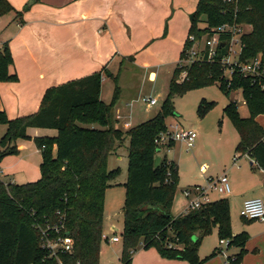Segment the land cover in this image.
I'll return each mask as SVG.
<instances>
[{
	"label": "trees",
	"instance_id": "obj_1",
	"mask_svg": "<svg viewBox=\"0 0 264 264\" xmlns=\"http://www.w3.org/2000/svg\"><path fill=\"white\" fill-rule=\"evenodd\" d=\"M78 1V0H75ZM18 12L8 0H0V15L15 13L24 23V12ZM191 27L180 55L169 91L159 113L151 120L128 131L117 127L115 106L121 89L118 78L110 103L101 99L103 72L74 80L47 90L39 111L9 119L0 112V123L7 127L2 139L0 165L18 153L16 142L30 140L28 129L56 130V138H36L43 151L41 179L27 184H15L0 177V264H101L105 229V196L119 178L121 169L109 170L110 157L130 139L129 174L123 207L124 229L119 237L123 244L121 264H133L134 255L142 246L155 249L163 259L205 264L221 253L215 249L210 257L201 258L203 240L218 232L220 241H228L230 249H239L230 264H239L246 254L248 235L233 232L231 204L221 198L198 210L174 216V198L178 189V167L165 157L156 165L161 148L171 150L175 143L159 147L157 140L168 131L167 120L176 116L175 99L189 91L220 83L227 97L240 91L250 116L243 118L237 102L224 108V115L233 123L239 135L235 154L250 157L264 167V127L257 118L264 115V75L245 77L235 72L229 81L219 62L226 50L219 47V59L214 63H194L182 67L192 47L191 36L200 40L223 25L251 26L242 36L241 62L261 58L264 69V0H199L190 15ZM229 35L223 36L228 41ZM14 63L9 44L0 48V82H17L11 76ZM106 69H104V72ZM186 78L181 81L182 74ZM214 102H203L199 115L204 117ZM246 221V220H245ZM41 229H49L52 241L68 236L73 241L70 253L52 256L44 248ZM57 229V231H56ZM196 238V240H194Z\"/></svg>",
	"mask_w": 264,
	"mask_h": 264
},
{
	"label": "crops",
	"instance_id": "obj_2",
	"mask_svg": "<svg viewBox=\"0 0 264 264\" xmlns=\"http://www.w3.org/2000/svg\"><path fill=\"white\" fill-rule=\"evenodd\" d=\"M8 1L18 12L31 5L29 11L24 12L23 24L13 13L0 33V48L9 44L13 56L10 75L18 78L17 82H0V112H5L11 120L37 113L47 90L53 87L99 72H103V87L106 76L115 78L111 69L122 58L130 59L136 68L144 71L168 61L178 62L189 35L190 15L196 11L199 3V0ZM149 78L150 81L157 80L156 72H150ZM101 99L104 101L103 90ZM259 118L257 121L264 127ZM116 119L119 128V119ZM124 126L130 127L131 124L125 122ZM47 130L30 128L28 135L32 140L58 136L56 130ZM29 144L20 143L19 147L26 151V147H34ZM34 152L33 148L25 157L36 158L40 150H36L37 154ZM238 156L235 154V159ZM248 159L251 169L247 162L240 167L234 160L233 178L230 181L232 202L241 209L249 199H264V172L257 171L256 162L250 157ZM25 161L21 157L6 158L0 165L3 167H0L2 178H15L16 173L22 172L18 171L19 165L29 162ZM28 165L31 166V163ZM30 166L23 168L28 175L35 173ZM40 179L41 175L38 178L29 177L27 183ZM247 222L242 227H236L232 220L234 234L245 232L249 237L246 254L239 264H264V222ZM112 230L118 236L121 233L114 226ZM239 251L228 248L227 257L219 254L205 264H229V257H235ZM104 253L103 244L102 256ZM133 264L189 263L163 259L156 250L143 249L134 255Z\"/></svg>",
	"mask_w": 264,
	"mask_h": 264
},
{
	"label": "rangeland",
	"instance_id": "obj_3",
	"mask_svg": "<svg viewBox=\"0 0 264 264\" xmlns=\"http://www.w3.org/2000/svg\"><path fill=\"white\" fill-rule=\"evenodd\" d=\"M12 15L13 13L4 16L0 15L2 18L0 33L4 24L8 22V19H10ZM122 62L123 65H121ZM178 62L168 61L166 64L152 67L147 71L136 68L135 64H133L130 59L122 58L117 64L113 65L111 73L115 75L116 79L118 78V85L121 89L120 98L115 106V116L119 119L118 126L121 130H130L137 125L151 120L159 113L168 94L170 83ZM152 71L156 72L157 80L150 81L149 74ZM226 75L229 78L230 72H227ZM180 80H182V78H180ZM115 82L113 77L109 78L106 76V80L102 87L103 100L105 103H110L113 98L116 85ZM147 99H156L158 104L156 106H150ZM203 100L214 102V105L207 111L204 117H200L198 110ZM230 102H237L239 104V111L243 118L249 117L248 108L245 105L242 93L240 91L233 92L230 97H227L220 88V83L194 89L175 99L176 116L167 120L168 127L179 125L181 129L196 131L198 136L195 147L192 150H190L185 143L176 142L173 149H162V151L157 154L155 160L156 165H159L161 161L167 157L178 167L179 183L172 208L174 216L184 214L190 201L195 199V196L186 198L184 194L186 190H192L196 186L208 188L210 180H216L225 173H227L230 181L233 178L232 169H234L235 149L239 142V135L231 120L224 115V108ZM259 120L264 125V115L260 116ZM125 122H130L131 126H124ZM42 130L45 131L46 129ZM6 131L7 127L0 123V152L4 150L2 139ZM20 143H30L29 145H34V147H26L27 150L23 151V149L19 147ZM16 146L18 153L16 155L7 156L6 158L21 157L29 161L31 166L28 165L29 162L24 165L20 164L18 171L22 170L23 173L18 172L15 174V178L8 177L9 179L5 178V180H11L20 184L22 182H29L27 180L29 177H40V164L43 161V151L39 149L35 139H19L16 142ZM129 146L130 139L128 138L124 145L109 159V170L112 171L120 168L121 174L108 188L105 196L104 230L107 229L105 233L109 239L104 242L105 253L102 256L101 264H121L123 244L122 241L118 244L112 242V238L115 235L118 236V234H114L112 226L118 229L119 233L124 229L123 207L129 174ZM33 148L35 154H37V149L40 150L36 158L34 156L25 157ZM245 162L248 163L251 169L248 157L239 158L236 164L242 167ZM25 166H30L32 170H35V173L28 175V171L23 169ZM255 168H257V171H260L258 165H255ZM232 197L233 195L222 197L214 193V191H210L209 193V198L212 201H216L220 198L229 199L232 220L236 227H242L248 222L242 218L241 208L233 204ZM194 240H196V238ZM217 248H222L224 251L228 249L226 245H221L218 232L215 230L213 234L207 236L203 240L199 251L200 257H210ZM141 250H143V247L139 246L135 255ZM220 255H222V253H220ZM225 257H227V254Z\"/></svg>",
	"mask_w": 264,
	"mask_h": 264
},
{
	"label": "built area",
	"instance_id": "obj_4",
	"mask_svg": "<svg viewBox=\"0 0 264 264\" xmlns=\"http://www.w3.org/2000/svg\"><path fill=\"white\" fill-rule=\"evenodd\" d=\"M228 3L237 2L238 0H225ZM251 26H236V25H223L217 29L212 30L211 33L203 36L200 40L191 36L189 40L192 42L191 49L187 52V58L183 60L182 67H187L194 63H214L219 59V47L226 50V55L220 58L219 62L224 66V77L227 80H231L235 72H238L245 77L260 78L264 75V69L262 67L261 58L254 59L247 63L241 62V55L243 51L242 36L251 32ZM229 35L228 41H223V36ZM230 72L228 78L226 73ZM187 74L184 72L181 76L183 81ZM150 106L157 105L156 99H147ZM197 132L194 130L181 129L179 125L168 127V131L161 135L157 140L159 147H167L168 143L182 142L192 150L195 147ZM162 149L165 148H161ZM260 170L264 172V167H260ZM3 173L0 170V177ZM210 191H214L222 197H229L233 194V189L229 180V177L225 174L216 180H210L208 188H202L200 186L194 187L192 190H186L184 192L186 198L195 196L194 200H191L185 213L192 210H198L203 205L210 203L209 198ZM241 216L248 221H261L264 222V200L262 199H250L244 202L241 209ZM42 241L44 248H47L52 256H56L61 250L62 252L70 253L73 249V241L68 236L60 237L55 241H52L49 235V229H41ZM57 231V229H56ZM102 239L104 242L108 241L106 233L103 234ZM113 243H120L119 236L112 238ZM221 245L228 247L229 242L221 241ZM222 255L226 256V251L221 250ZM231 259L227 262L230 264Z\"/></svg>",
	"mask_w": 264,
	"mask_h": 264
}]
</instances>
